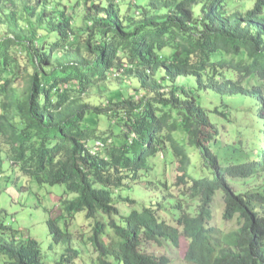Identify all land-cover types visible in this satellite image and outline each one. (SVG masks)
<instances>
[{
    "label": "trees",
    "instance_id": "trees-1",
    "mask_svg": "<svg viewBox=\"0 0 264 264\" xmlns=\"http://www.w3.org/2000/svg\"><path fill=\"white\" fill-rule=\"evenodd\" d=\"M80 1L0 0V174L62 186L46 249L0 210V264H80L76 215L89 264H169L143 245L181 235L188 264H264V0ZM112 78L131 82L105 96ZM135 187L165 193L120 196Z\"/></svg>",
    "mask_w": 264,
    "mask_h": 264
},
{
    "label": "rangeland",
    "instance_id": "rangeland-1",
    "mask_svg": "<svg viewBox=\"0 0 264 264\" xmlns=\"http://www.w3.org/2000/svg\"><path fill=\"white\" fill-rule=\"evenodd\" d=\"M122 1L130 2L131 4L135 2L138 4V6H144L150 0ZM67 2L68 4H73L75 0H62V3ZM70 9V5H68L67 11L69 12ZM82 9L83 1L81 0L80 4L76 7V10L81 12ZM4 31L5 28L0 23V36ZM182 78L184 77H180V79L176 80L175 83L177 86L187 84L188 79ZM128 80L131 82L130 79H125V83H123V81H118V78H112L111 82L107 84L109 90L103 94L105 96H110V94L114 93L115 90L124 89V87L128 84ZM100 99H102V97ZM88 117L90 116L87 115L86 119H88ZM221 122V137L219 138L218 142L220 145L226 146L228 142L235 139L231 140V128L229 123L225 120H222ZM123 127L125 132L130 131L128 127ZM130 135L133 136V133ZM125 137L126 136L124 134H121V139L118 142L124 141ZM111 140L117 141L116 138H112ZM155 168L156 171H158L159 176H161V178L163 177L166 183L171 185L169 186L171 188L172 184L175 182V177L177 174L176 165L174 163L164 165L160 159H157ZM13 179L14 174L9 173L8 171H4L0 174V210L5 212L4 222L6 225L16 229L20 235L32 236L36 238L41 243V247L46 249L49 242L47 219L51 213L54 217L60 216L61 214V208L58 205L55 206V202L57 198L60 197L62 186L39 185L32 178L23 177H20L18 181L14 183ZM161 189L154 188V190H142L141 188L135 187L134 191L132 189L122 192L120 193V196L124 197L126 195H130L137 200H142L141 202L147 201L148 203L151 200H160L158 197L162 195V193H165ZM172 191L174 194L177 193L176 189H172ZM137 193H140L141 195ZM175 198L178 199V196L176 195ZM136 204L137 207H139V201H136ZM117 206L121 212H125L130 209V206L125 204L122 199L117 200ZM214 207L217 209L214 215V222H216L218 226L223 227L224 230H228L232 227H238L235 219L230 222H223V220H221V213L223 211L224 205L220 198L215 200ZM88 223L89 221L83 224L81 216L76 215L74 219H71L68 222L67 225L73 236L72 244L76 247H79L82 252V257L79 258L80 264H89L88 262L91 259H96V254H94V252L91 250L90 244L88 245V242L86 243L85 241L90 235L91 227L88 226ZM186 244L187 240L185 236L181 235L179 247L176 249L170 248L168 243L164 241L161 243V245L153 242H145L143 247L148 253H153L158 256L163 254L168 256L170 258L169 264H188L184 260Z\"/></svg>",
    "mask_w": 264,
    "mask_h": 264
},
{
    "label": "clouds",
    "instance_id": "clouds-1",
    "mask_svg": "<svg viewBox=\"0 0 264 264\" xmlns=\"http://www.w3.org/2000/svg\"><path fill=\"white\" fill-rule=\"evenodd\" d=\"M222 220V219H221ZM223 222H226L223 220ZM216 223V222H215ZM232 229H235V227H232ZM229 230V229H228ZM184 236V235H183ZM186 238V237H185ZM187 240V239H186ZM186 248H187V244H186ZM174 249V248H173ZM176 249V248H175Z\"/></svg>",
    "mask_w": 264,
    "mask_h": 264
}]
</instances>
